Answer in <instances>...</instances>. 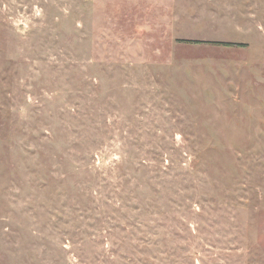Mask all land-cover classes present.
Wrapping results in <instances>:
<instances>
[{"label":"rangeland","instance_id":"rangeland-1","mask_svg":"<svg viewBox=\"0 0 264 264\" xmlns=\"http://www.w3.org/2000/svg\"><path fill=\"white\" fill-rule=\"evenodd\" d=\"M0 264H264V0H0Z\"/></svg>","mask_w":264,"mask_h":264}]
</instances>
